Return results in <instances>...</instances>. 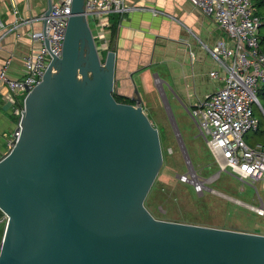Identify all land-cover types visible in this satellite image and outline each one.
Listing matches in <instances>:
<instances>
[{
	"label": "water",
	"instance_id": "1",
	"mask_svg": "<svg viewBox=\"0 0 264 264\" xmlns=\"http://www.w3.org/2000/svg\"><path fill=\"white\" fill-rule=\"evenodd\" d=\"M84 5L73 0L63 55L27 88L20 137L0 159V264H264L263 234L147 210L159 130L139 96L115 97V52L102 59Z\"/></svg>",
	"mask_w": 264,
	"mask_h": 264
},
{
	"label": "built area",
	"instance_id": "2",
	"mask_svg": "<svg viewBox=\"0 0 264 264\" xmlns=\"http://www.w3.org/2000/svg\"><path fill=\"white\" fill-rule=\"evenodd\" d=\"M190 1L212 17L227 36V39L219 40L213 47L205 46L218 66L224 70V85L198 106L188 109L220 170L206 179L199 176L194 169L188 168L179 179L190 185L197 194L215 193L264 216L261 199L259 205L248 204L209 185L219 179L222 172H228L245 183L264 181V146L250 145L244 138L251 130L259 129L260 120L255 115V106L259 107L264 117V107L257 96L258 88L264 84V50L259 35L262 18L254 10V0ZM72 2L73 0H58L53 3L48 15L45 11L10 27L0 21V46L20 25L42 21V28L30 33L38 47L23 57L24 76L15 78L9 75L12 57L4 61L0 70V85L8 87L9 94L6 98L12 104V112L19 118L18 127L8 143L9 151L21 134V119L25 110V98L29 92L27 88L32 90L40 84L53 58H61L63 55ZM84 9L88 21L94 16L98 26L102 28L109 23L112 14L125 15L133 7L128 0H85ZM94 36L98 39L105 38L104 32ZM98 47L102 48L100 45ZM211 75L218 78L219 71L214 70ZM188 163H192L190 159ZM9 219V215L0 207V252Z\"/></svg>",
	"mask_w": 264,
	"mask_h": 264
},
{
	"label": "crops",
	"instance_id": "3",
	"mask_svg": "<svg viewBox=\"0 0 264 264\" xmlns=\"http://www.w3.org/2000/svg\"><path fill=\"white\" fill-rule=\"evenodd\" d=\"M49 1L0 0V21L10 27L39 16L47 10ZM128 3L133 7L129 13L112 14L102 28L94 16L89 18L93 34H105V38L97 41L102 47V59L110 50L115 52V97L135 105L134 98L139 96L149 115L151 108L161 104L159 94L170 93L179 110L187 112L224 85V70L205 48L227 39L212 17L190 0H128ZM41 28L40 20L20 25L1 42L0 70L4 61L12 57L9 75L24 76L23 57L38 47L30 33ZM261 47L264 50L262 37ZM214 70L219 71L218 78L211 75ZM8 94V87L0 85V159L9 152L8 143L19 122L6 98ZM257 182L263 194L258 201L261 199L264 204V181ZM238 231L264 235V232Z\"/></svg>",
	"mask_w": 264,
	"mask_h": 264
},
{
	"label": "rangeland",
	"instance_id": "4",
	"mask_svg": "<svg viewBox=\"0 0 264 264\" xmlns=\"http://www.w3.org/2000/svg\"><path fill=\"white\" fill-rule=\"evenodd\" d=\"M262 3V0H254V10L264 23ZM259 35L264 38L263 24L260 26ZM95 39L96 42L99 40ZM263 87L264 84L258 88L257 96L264 107V94L261 92ZM159 100L160 106L151 108L150 114L147 115L159 130L163 163L145 198L144 205L147 210L156 219L163 221L264 232V216H259L215 193L197 194L190 185L180 181V175L188 168L194 169L199 176L206 179L211 178L220 168L214 162L188 110H179L170 93L159 94ZM255 115L260 120L259 129L251 130L244 138L250 145H264V117L258 106H255ZM189 159L191 164L188 163ZM209 185L253 205L260 204L258 196L263 198L258 182L245 183L228 172H222L220 178Z\"/></svg>",
	"mask_w": 264,
	"mask_h": 264
},
{
	"label": "trees",
	"instance_id": "5",
	"mask_svg": "<svg viewBox=\"0 0 264 264\" xmlns=\"http://www.w3.org/2000/svg\"><path fill=\"white\" fill-rule=\"evenodd\" d=\"M263 4V3H262ZM115 32H116V27H114L113 26V34H115ZM261 92H262V94H264V87L261 89ZM117 98V97H116ZM117 100L119 101V102H121L123 99H121V98H117Z\"/></svg>",
	"mask_w": 264,
	"mask_h": 264
}]
</instances>
